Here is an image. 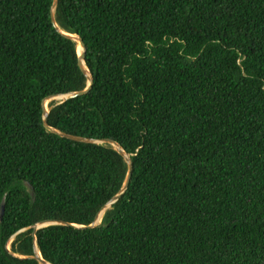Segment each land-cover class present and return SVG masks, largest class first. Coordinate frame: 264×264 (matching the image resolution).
Here are the masks:
<instances>
[{
  "label": "trees",
  "instance_id": "16d2710c",
  "mask_svg": "<svg viewBox=\"0 0 264 264\" xmlns=\"http://www.w3.org/2000/svg\"><path fill=\"white\" fill-rule=\"evenodd\" d=\"M51 5L0 0V264H39L32 226L89 225L127 170L42 125L44 99L87 85ZM53 15L92 85L47 125L115 141L132 171L96 227L38 229L41 258L264 264V0H57Z\"/></svg>",
  "mask_w": 264,
  "mask_h": 264
},
{
  "label": "water",
  "instance_id": "95a60500",
  "mask_svg": "<svg viewBox=\"0 0 264 264\" xmlns=\"http://www.w3.org/2000/svg\"><path fill=\"white\" fill-rule=\"evenodd\" d=\"M56 4H57V0H52V5H51V9H50L51 23L54 26V28L56 29V31H58L63 36L68 37V38H70V39H72L74 41H75V39L78 40V44L80 45L81 51H80L79 54L77 53V60H78L77 62H78L79 68L81 69V71L87 77V85H86V87L83 90L74 91V92H68L66 94L57 95V96L62 97V100H66V99L76 98V97H79V96H82V95L86 94L90 90L91 85H92V75H91V73L89 72V70L86 68V66L84 64V60H83L84 47H83V43H82L81 39L77 35H72V34H67V33L62 32L56 26L55 21H54V15H53L54 14V9L56 7ZM52 97H55V96H52ZM48 98H51V97H48ZM45 100L46 99H44L42 101V125H43V127L46 130H48L49 132H51L53 134L58 135L59 137H62V138H65V139H68V140H71V141H75V142H80V143H106V144H109L112 147V149L114 151H116L124 159V161L126 163V166H127V170H126V174H125L123 183H122L120 189L118 190V192L106 204H104L101 207V209L97 212V214L95 215L93 221L89 225H85V226L84 225H72V224H69L67 222H62V221L46 220V221H40V222H38V223H36V224H34L32 226V238H33V244H34L33 245L34 255L30 256L29 258H32V259L36 260L39 264H48V263L41 258L40 254H39V251H38V249L36 247L35 232L38 229H40L42 227H45V226H48V225H64V226H71V227L76 228V229H88V228L96 227L97 225L100 224V221H101V218H102V215L104 214V212L114 202H116L121 197V195L124 193V191L126 190V188L128 186V183H129L130 176H131V171H132V162H131V159H130L129 155L127 153H125L115 141L110 140V139L93 140V139L83 138V137H79V136H75V135L66 134V133L60 132V131H58V130H56L54 128L49 127L47 125V121H46L48 110L44 107V104H43ZM3 210H4V205H3V202H1L0 203V221L2 219Z\"/></svg>",
  "mask_w": 264,
  "mask_h": 264
},
{
  "label": "rangeland",
  "instance_id": "374dc122",
  "mask_svg": "<svg viewBox=\"0 0 264 264\" xmlns=\"http://www.w3.org/2000/svg\"><path fill=\"white\" fill-rule=\"evenodd\" d=\"M48 99H49L48 105H50V104H57V103H59L62 100V97L55 96V97H51V98H48ZM47 110H49V106H47ZM21 231H23V230H21ZM12 239H13V237L8 241V243L6 245L7 250H9L10 243H11Z\"/></svg>",
  "mask_w": 264,
  "mask_h": 264
},
{
  "label": "bare ground",
  "instance_id": "6f19581e",
  "mask_svg": "<svg viewBox=\"0 0 264 264\" xmlns=\"http://www.w3.org/2000/svg\"><path fill=\"white\" fill-rule=\"evenodd\" d=\"M75 42H76V50H77V53L79 54L80 51H81V48H80V45L78 44V40L77 39H75ZM48 103H49V99L45 100L44 103H43L44 104V107L46 109H47Z\"/></svg>",
  "mask_w": 264,
  "mask_h": 264
}]
</instances>
